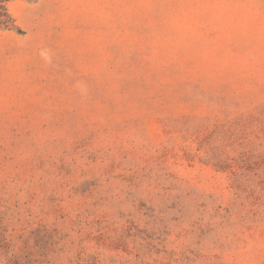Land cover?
<instances>
[{
    "label": "rangeland",
    "instance_id": "rangeland-1",
    "mask_svg": "<svg viewBox=\"0 0 264 264\" xmlns=\"http://www.w3.org/2000/svg\"><path fill=\"white\" fill-rule=\"evenodd\" d=\"M0 264H264V0H0Z\"/></svg>",
    "mask_w": 264,
    "mask_h": 264
}]
</instances>
